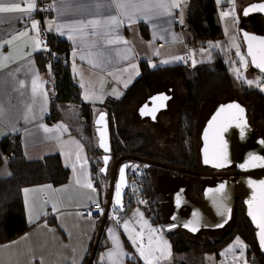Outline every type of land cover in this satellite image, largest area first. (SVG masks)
<instances>
[{
  "label": "crops",
  "instance_id": "1",
  "mask_svg": "<svg viewBox=\"0 0 264 264\" xmlns=\"http://www.w3.org/2000/svg\"><path fill=\"white\" fill-rule=\"evenodd\" d=\"M188 1L181 0L180 8L172 9L171 15L158 14L149 19L139 18L130 25L126 18L122 17L125 23L119 27L102 28L101 34L96 36H82L79 31L65 27L77 20L104 19L116 14V10L108 7L106 3L98 8L96 0H47L45 12L41 9L40 0H35L36 10L31 13L0 14V43L11 39L19 32L28 33L0 48V57L11 56L4 61L8 66L0 69V139L7 134L18 133L27 159H40L48 154L59 153L64 165L70 170L65 183L59 185L41 183L23 188L25 213L31 225L18 236L0 243V264H83L98 228L96 221L84 216L81 209L95 203H106L104 183L97 186L94 181L89 153L83 138L70 128L66 117L49 119L52 97L48 79L51 68L48 65L46 70H43L39 63L41 58L39 52L43 50V46L41 44L38 47L35 41L40 40V33L47 31L49 34H57L69 43L72 74L80 87L81 99L92 105L96 118L98 112L103 110L101 103L111 97H120L140 76L141 60H148L152 67L183 62V59L178 58H183L184 53L190 54V62L193 60L188 42L192 34L186 24ZM13 2H20L21 7H26L23 0ZM32 21L39 22L38 33L32 29ZM70 36L72 38H69ZM119 38L129 43L105 42L106 39L119 41ZM73 52L77 53L75 57ZM89 53L100 54V62L96 66L89 63L92 58ZM81 55L85 58L81 59ZM33 79H37L38 83L36 94L32 93ZM41 84L47 91L46 102L39 92ZM86 91L88 99H85ZM133 107L131 106L128 112L132 111ZM58 124L66 125L67 130H56L55 126ZM42 125L52 128L53 131L45 132ZM177 142L182 159L163 152L148 149L146 151L182 161L184 156L178 136ZM77 153L80 155L79 160ZM8 172V164L0 166V176L7 175ZM158 173H162V176L177 175L153 171L152 180L153 174ZM77 179L80 181L79 184L76 182ZM87 180H91L95 191L83 186ZM48 185L52 187H46ZM68 185L71 187L70 190L67 188ZM24 189L30 191L25 193ZM154 190L158 196L156 186ZM85 194L90 196L86 200ZM168 194H171V191H168ZM144 215L150 221L145 213ZM126 218L129 219L127 216ZM109 229H114V235L119 239L123 252L127 255L117 254L111 257L107 255L110 250L117 251L113 234L109 233ZM149 229L150 226L143 227L146 232ZM105 230L95 264H136L135 261L144 263L143 258L138 257L139 253H134L136 247L125 233L122 221L121 226H118L110 220ZM182 254L186 256V253Z\"/></svg>",
  "mask_w": 264,
  "mask_h": 264
},
{
  "label": "trees",
  "instance_id": "2",
  "mask_svg": "<svg viewBox=\"0 0 264 264\" xmlns=\"http://www.w3.org/2000/svg\"><path fill=\"white\" fill-rule=\"evenodd\" d=\"M217 11L216 0L188 1L186 24L192 34L188 40L189 43H205L209 40L221 39L224 36L223 26L217 18ZM246 25L252 31L264 33L263 16H249ZM49 36L53 53L45 48L39 52L41 69L46 70L51 62L56 80V101L51 100L49 119L67 118L70 128L78 133L86 144L93 174L99 172L100 181L104 183L103 177L107 176H104L100 171L103 164L102 151L98 144L92 146V149L88 144V141L93 137L97 139L94 125L95 115L92 105L81 99L80 87L72 74L69 56L70 45L66 39L57 34L50 33ZM140 66V76L125 89L120 97H111L101 103V108L108 112L113 158L135 155L197 169V150L194 139L196 123L191 112L199 110L203 102L216 92L237 86L224 56L219 51H213V58L210 61L200 62L194 66L188 62H180L152 67L148 60L143 59ZM172 76H179L186 89L185 96L177 103L179 116L177 134L185 163L167 160L156 154L148 153L146 147L150 142V135L145 131L134 130L124 125L125 115L130 107L135 102L146 99L157 85L167 82ZM244 93L249 99L254 96L258 97L261 105V116L258 123L264 124V90L248 88ZM5 162L8 164L9 172L7 175L0 176V243L18 236L31 225L25 213L24 187L41 183L59 185L65 183L70 175V170L64 165L59 153L48 154L40 159H27L21 136L18 133H10L0 139V166ZM140 164L145 171L141 178L142 184L140 186L129 185L125 197L124 213L137 204L153 224H163L162 205L154 190L151 173L153 171L182 173ZM101 183H99L100 186ZM140 201L146 203H140ZM233 219L234 225L231 232L218 239H209L203 243L191 241L181 232H166L172 243L173 251L186 253L189 256L203 255L206 252H214L219 256L221 249L239 235L248 243L250 259L258 256L260 264H264V254L257 242L255 228L247 218L243 202H238L235 205ZM99 225L100 222H97V228ZM105 232L106 230H104L103 236ZM94 240L83 264H86L89 259ZM101 247L100 243L97 253ZM94 262L93 264H95ZM135 262L136 264H145L141 261ZM179 264H191V258L182 260Z\"/></svg>",
  "mask_w": 264,
  "mask_h": 264
},
{
  "label": "rangeland",
  "instance_id": "3",
  "mask_svg": "<svg viewBox=\"0 0 264 264\" xmlns=\"http://www.w3.org/2000/svg\"><path fill=\"white\" fill-rule=\"evenodd\" d=\"M216 1L218 4L217 18L223 26L224 36L221 39L209 40L205 43H190V50L193 53V60L191 62L189 61L188 63L191 66H194L200 62L210 61L213 58V51H219L224 56L230 73L237 82V86L232 89H223L216 92L203 102L199 110L191 112L195 117L196 123L195 141L198 152V161L200 160L201 156V134L203 131V127L205 126V123L210 116L211 109L215 104L236 99L248 105L249 117L252 122L258 123V120L261 116V105L258 97L254 96L249 99L244 92L248 88L264 89V76L260 72L252 68L248 56L245 52L244 42L240 29L244 19L245 8L248 6V4L258 0ZM222 13H229V15L223 16ZM233 38H235V41H233ZM234 43L239 45V53L245 56L248 60L246 69L243 67V64L240 60V55L237 54V48L233 46ZM201 49H203V51H201ZM233 68H239L243 73V76L246 77L247 80L260 81L259 86H257L256 83L249 85L245 82L244 79L237 78L236 73L233 72ZM164 91L171 92L172 97L168 101L167 109L161 111L156 120H151L148 117L143 118L140 116L139 108L141 106V101H138L133 104L134 107L132 106V111L128 112L125 115L124 125L131 129L149 133L151 141L149 142L146 150L148 149L154 152H163L167 153V155H174L179 157V159H182L176 134L178 122L177 103L180 98L185 96L186 89L179 76H172L167 82L157 85L152 90V93ZM95 110V112H97V108ZM101 111H99L98 114ZM257 125L261 131H264V124L259 123ZM88 144L90 149H92V146H97V139L93 137L88 141ZM4 164L7 163L5 162ZM156 174H153L152 176L154 179L153 184L158 189L157 197L161 201L164 224H157L158 226L153 225L151 221H149L145 217L144 211H142L140 206L137 204L133 205L126 213L112 209L113 212H116V217L119 218L116 220L122 221V225L125 221H130V226L134 227L136 232H140L141 230L144 232L143 239H145L146 245L148 243V235L150 234V232L149 230L148 232L144 231L143 227L146 228L147 226H150L151 229H161V231L158 233H151V235L153 236V246L155 247L157 238H161L163 241H167L168 244H170L171 254L169 256H165L162 259L154 261V264H179L182 260H187V258H191V264H245V261L246 264H252V259H250L248 255V243L239 235L235 236L228 244H226L221 249V253L219 256H217L214 252H206L203 255L195 254L194 256H189L186 254V257L182 253L174 252L172 249L170 238L165 231V226L171 223V220L174 216L177 197H179L180 201L183 200V197H185V199L189 202H192L194 204H201L204 198L205 188L210 185L212 181H214V178H208V176H189L185 174H166L164 176L161 175L162 173H158V175ZM94 181L96 183V180ZM103 181L104 202H106L109 192L108 189L110 184V174L107 177H103ZM130 184L133 185V182H131ZM96 185L98 186V184ZM197 187H200L201 191L198 192ZM67 188L68 190H70V185H68ZM168 191H171V194H168ZM89 197V195L85 194L84 198L86 200ZM137 209H139V212L143 213V217L136 215ZM184 213L186 216H188L189 210L184 211ZM126 216L129 217L128 220ZM144 221H147V223L145 224ZM188 223L190 222H185V224ZM185 224H181L175 227L173 230H171V232H181L189 240L203 243L209 239H218L220 237H223L224 234L231 232L234 225V219L232 218L231 221L222 226H218V224H216V226H213V224H211V226H205L202 224L193 223L194 226L198 227V231L195 232L191 230V227H184ZM237 237H239L244 242V244L247 245V248H237L234 252H226V249H228L230 245L234 244ZM135 247H137V245H135ZM241 251H243V258H241L240 256ZM159 255L160 254L157 253V256ZM139 256L140 255L138 254V257Z\"/></svg>",
  "mask_w": 264,
  "mask_h": 264
},
{
  "label": "snow or ice",
  "instance_id": "4",
  "mask_svg": "<svg viewBox=\"0 0 264 264\" xmlns=\"http://www.w3.org/2000/svg\"><path fill=\"white\" fill-rule=\"evenodd\" d=\"M23 3L26 4V7H21L20 2H13V0H0V14L4 13H31L32 11L36 10V4L35 0H23ZM110 8H114L116 10V14L109 15L104 19H88V20H77L74 21L72 24L65 25V27H69L70 29L77 30L82 36L90 35V36H96L101 34L102 28H109V27H119L121 24L125 23V20L122 19L126 18L129 25L131 23H134L139 18L143 19H149L153 15L158 14H172V9L174 8H180L181 0H96V6L102 7L104 4ZM54 6V5H53ZM252 11H260L264 12V3L260 4H254L249 6L248 9L245 10L244 14L247 15L249 12ZM223 16L229 15V13H222ZM51 23V22H49ZM180 23H183L182 15L180 19ZM38 21H32V29H35L38 33ZM75 26V27H74ZM59 30V29H57ZM27 32H19L17 35L12 36L11 39L3 41L0 43V48L4 46V44H11L13 41L19 39L22 36H26ZM244 37L247 40V46H248V55L251 57L252 64L264 70V37H258L255 35H250L249 33H244ZM69 38H72L71 36ZM233 41H235V38H233ZM107 44H115L117 42H122L124 44H128L129 42L127 40H123L122 38H119V41L116 39H106L105 41ZM255 42V43H254ZM36 45L39 47L43 42L37 39L35 41ZM212 46V45H210ZM234 47L237 48V54L240 55V60L243 64V67L246 69L248 60L245 56L239 53V45L233 44ZM128 51H131V48L128 49ZM203 51V49H201ZM76 52H73V57L76 56ZM158 54V52H157ZM89 55L92 57L89 60L90 64H93V66H96L99 61V53H89ZM11 56L8 57H0V69L6 68L8 65L5 63V60L10 59ZM81 59H84L85 56L81 55ZM127 58V57H125ZM178 59H183L178 58ZM167 63V61H164ZM51 66L49 65V68ZM233 72L236 73L237 78L244 79L245 82L249 85H252L253 83H256L257 86H259L260 81H253V80H247L246 77L243 76V73L239 68H233ZM22 83V82H21ZM23 86V83H22ZM125 87H127V84H125ZM264 90V89H262ZM38 91V83L37 79L32 80V93L36 94ZM39 92L42 97H44L45 102L47 99V91L42 87V84L39 86ZM89 95L87 91L85 92V99H88ZM169 97L166 95H160L158 97H153V100H159V101H166ZM163 106V105H162ZM147 105H145L144 109H141L142 115H152V118L155 119V111L156 109L153 108L151 111H146ZM28 112H31V108L28 109ZM27 119V117H25ZM105 120V114H102L100 116V119L97 121L99 124L100 122ZM240 120L242 123L240 124L241 133L244 131V127L246 125L245 120V109L238 103H231L226 106H222L220 110L217 112L216 116L213 117L212 122L209 123L208 129L213 130L212 133V142H211V149L209 147V144L207 141L209 140V132L205 131L204 133V139L206 141L205 148H204V160L203 162L205 164H211L217 168L226 166V163L228 162L227 159V151H226V143L223 140L222 133L226 130L228 124L232 121ZM43 130L45 132H51L53 131L52 128H49L46 125H42ZM56 130H67V126L63 124H58L55 126ZM101 135V147L105 148L106 150H110L108 148V145L105 143L104 140V132L100 133ZM78 143V142H77ZM82 145L80 148L82 149ZM77 159H80L79 153H77ZM109 157L105 156L104 161L105 164H107ZM254 161H260L261 166H264V157H250L248 164H242L241 167H250V166H256ZM73 169H75V165L72 166ZM127 167V166H125ZM106 169H102L101 171H105ZM77 184L80 183L79 179H77ZM255 184V182H250ZM84 187L90 188L93 191H95V188L93 187V184L91 180H87V182L83 185ZM125 186L124 181V171L121 170V181L119 184L116 185V191H115V200L116 204L120 205L122 207V187ZM48 188H51V185L46 186ZM225 188L224 184H220L219 187L215 190L209 189V193H212L213 191L222 193ZM260 195L257 198L256 196L253 197V201H255V204L253 201L249 202V216L252 218V220L257 224L259 228V242L261 247H264V180H261L258 185ZM29 189H24L25 193H28ZM140 203H146L145 201H140ZM180 203L179 197H177V204ZM102 212V210H101ZM225 212L229 213L230 215V209H227L226 206L224 207V211L221 212V215H224ZM136 215H139L140 217H143V213L139 212V209H137ZM198 218V214H196ZM116 219H119L116 217ZM226 222V221H225ZM146 224L147 221H144ZM222 226V225H221ZM184 227H191V230L193 232L198 231V227L194 226L192 222L185 224ZM123 228L125 233H127L129 240L133 245H137V250L139 252L140 257L143 258L145 261V264H154V261H157L159 259L164 258L165 256H169L170 253V244H168L167 241H163L161 238H157L155 242V247L153 246V236L151 233H158L161 231V229H149L150 234L148 235V243L145 246L144 244V232L141 230L140 232H136L134 227L130 226V221H125L123 223ZM109 233L113 234V242L115 245V249L117 251H109L107 255L109 257L113 255H120L124 256L127 255L123 252L122 245L119 241V239L114 235V229H109ZM237 248L239 249H246L247 245L244 244V242L237 237L236 241L233 245H230L228 249H226V252H234ZM157 253L160 255L157 256ZM241 258H243V251L240 253ZM246 264V261H245Z\"/></svg>",
  "mask_w": 264,
  "mask_h": 264
},
{
  "label": "water",
  "instance_id": "5",
  "mask_svg": "<svg viewBox=\"0 0 264 264\" xmlns=\"http://www.w3.org/2000/svg\"><path fill=\"white\" fill-rule=\"evenodd\" d=\"M260 3H264V0H258L248 4L245 10L248 9L249 6L251 5L260 4ZM252 15H259L264 17V12L252 11L249 12L247 15L244 14V19L240 29L244 42L245 52L246 55L248 56L252 68L260 72L264 76V70L257 68L252 64L251 57L248 55L247 40L244 37L245 32L249 33L250 35L264 37V33H258L252 31L247 27L246 20L248 19L249 16ZM160 95H166L169 97V99L172 97V94L166 91L154 92L153 94L148 96L147 99L140 106L139 114L141 117L143 118L148 117L151 120H156L159 112L167 108L169 99L166 101L153 100V97H158ZM231 103H238L245 109L246 125L244 127L243 133H241L240 124L242 123V121L235 120L228 124L226 130L222 133L223 140L225 141L227 146L226 151H227L228 162L226 163V166L217 168L211 164H205L203 162L204 148L206 144V141L204 139V133L205 131L209 132V140L207 141V143L209 144V147L211 149L213 130L208 129V125L210 122H212L213 117L216 116L217 112L220 110L222 106H226ZM145 105H147V109H145L146 111H151L153 108L156 109L155 119L152 118V115L141 114V109H144ZM102 114H105V120L98 124L97 121L100 119V116ZM94 125L97 134V144L99 149L102 151L103 164L100 168V171L102 169H106L105 171H101V173L104 176H108L110 174V184L108 189L109 191L108 198L105 203L106 213L104 214V216L100 221L97 235L94 240V245L86 264H93V262L95 261L97 249L99 247L103 232L105 230L107 222H109L108 221L109 210L111 208H114L115 210H119L120 212H125V197L127 195L130 185V180L128 177V169L133 162L142 163L144 166H153L165 170H173L189 176H214V175H223V174L229 175L228 173H216L212 171H206L204 169L203 170L191 169L182 165H176L169 162L153 160L150 158H145L142 156H135V155H123L115 159L114 162H112L113 155H112V145H111V131H110L108 112L106 110H102L96 116L94 120ZM101 132H104V140L110 150H106L105 148L100 146ZM201 138H202L201 160L203 167L208 166L214 170H223V169H227L228 167L236 163L237 168L241 170L238 174H241L242 177L236 179L224 178L213 185H208L205 188L204 198L201 204H194L186 200L185 197H183V200H181L179 204H176L175 218L173 217L171 223L165 226V231L173 230L175 227L181 224H185V222H192L196 224H202L205 226L206 225L211 226V224H213V226H216V224H218V226L224 225L232 220L234 207L237 204V202L241 200L245 204L247 218L250 220L252 226L255 228L257 242L259 244L262 253L264 254V247H261L259 242V228L248 214L249 202L253 201L254 196L258 198L260 195L258 185L261 180H264V166H261L260 161H254L256 166H250L245 168L241 167L242 164L249 163L250 157L253 156L264 157V139L262 136L256 133L253 130L252 126L250 125L246 106L236 100L218 103L215 109L213 110V112L211 113L209 119L206 121L205 126L203 127ZM105 156L109 157L107 164H105L104 161ZM122 169L124 171L125 186L122 187L121 189L122 191V207H121L120 205L116 204L115 191H116V185L119 184L121 181ZM250 182H255V184ZM220 184L225 185V188L222 193L215 191L209 193L208 191L209 189L215 190L219 187ZM253 203L255 204V201H253ZM225 206L227 209H230V215L227 212H225L224 215H221V212L224 211ZM181 209H185V210L188 209L189 210L188 216L186 215L182 216L180 211ZM196 214H198V218Z\"/></svg>",
  "mask_w": 264,
  "mask_h": 264
},
{
  "label": "built area",
  "instance_id": "6",
  "mask_svg": "<svg viewBox=\"0 0 264 264\" xmlns=\"http://www.w3.org/2000/svg\"><path fill=\"white\" fill-rule=\"evenodd\" d=\"M40 4H41V9L43 12H45L46 8H45V4H46V0H40ZM40 41H42V46L43 48L49 50L51 53H53L52 50V45L50 42V36L49 33L47 31H42L40 33ZM190 61V54L189 53H184L183 54V62H189ZM50 77L48 79V87L49 90L51 92V97L54 101H56V80H55V76H54V72H53V68H52V63L50 62ZM144 167L140 164V163H134L133 166L130 167L129 172H128V177L130 182H133V185L135 186H140V184H142V180L141 178L144 176ZM94 178L96 180V183L99 184L101 178L99 177V172H95L94 174ZM111 208L108 212V220L110 221H114L118 226H121V221L120 220H116V212H113ZM102 210V212H101ZM115 210V209H114ZM81 213L84 216L90 217L92 218L94 221L96 222H100L102 217L104 216V214L106 213V205L103 203H95L86 207H83L81 209ZM144 244L145 243V239H144ZM135 254H138V250L137 247L134 250ZM252 264H260V258L258 256H255L252 259Z\"/></svg>",
  "mask_w": 264,
  "mask_h": 264
},
{
  "label": "flooded vegetation",
  "instance_id": "7",
  "mask_svg": "<svg viewBox=\"0 0 264 264\" xmlns=\"http://www.w3.org/2000/svg\"><path fill=\"white\" fill-rule=\"evenodd\" d=\"M154 93V92H153ZM153 93H151V94H153ZM168 93H171V92H168ZM150 96V95H149ZM183 98V97H182ZM147 99V98H146ZM181 99V98H180ZM179 99V100H180ZM178 100V101H179ZM234 100H236V99H234ZM145 101V99L143 100V101H141V103H140V105H142V103ZM230 101H233V100H230ZM236 101H238V100H236ZM228 102V101H227ZM240 102V101H239ZM136 103V102H135ZM134 103V104H135ZM240 103H242V102H240ZM218 104V103H217ZM217 104H215L213 107H212V109H211V112H210V115H211V113L213 112V110L215 109V107L217 106ZM243 105H245L246 106V108H247V115H248V119H249V123H250V125L252 126V128H253V130L256 132V133H258L260 136H262L263 137V139H264V131H261L260 129H259V127H258V125L257 124H259V123H256V122H252L251 120H250V117H249V107H248V105H246L245 103H242ZM133 106V105H132ZM167 109V108H166ZM164 111V110H163ZM177 112H178V110H177ZM160 113V112H159ZM127 114V113H126ZM159 115V114H158ZM179 117V116H178ZM210 117V116H209ZM209 119V118H208ZM207 119V120H208ZM124 122H125V120H124ZM177 124H178V122H177ZM135 130V129H134ZM195 132H196V128H195ZM149 134V133H148ZM177 136H178V134H177ZM151 139V138H150ZM194 139H195V135H194ZM149 144V143H148ZM111 145H112V143H111ZM195 145H196V141H195ZM196 150H197V148H196ZM112 155H113V153H112ZM114 156V155H113ZM158 156H161V157H164L163 155H158ZM165 159H167V160H172V159H168V158H166V157H164ZM117 159V158H116ZM114 158H113V160H112V162H114ZM173 161H177V162H180V163H185V157H184V160H182V161H178V160H173ZM197 169H200V170H206V171H212V172H216V173H228L229 175H225V174H223V175H214V176H208V178H214V181H212V183H210V185H213V184H215L216 182H218V181H220V180H222V179H224V178H231V179H236V178H241L242 177V175L241 174H238L241 170L240 169H238L237 168V165H236V163H234L233 165H231L230 167H228L227 169H223V170H214V169H211L210 167H208V166H206V167H203L202 166V160H201V156H200V160L198 161V152H197ZM134 163H138V162H133L132 164H131V166H133V164ZM130 166V167H131ZM130 167H129V169H130ZM129 169H128V172H129ZM197 191L199 192V191H201L200 189H199V187H197ZM238 202H243V201H241V200H239ZM237 202V203H238ZM188 210V209H187ZM187 210H185V209H181L180 211H181V215L183 216V215H185V213H184V211H187ZM175 212H174V218H175Z\"/></svg>",
  "mask_w": 264,
  "mask_h": 264
}]
</instances>
